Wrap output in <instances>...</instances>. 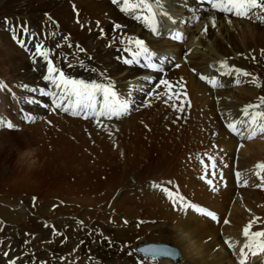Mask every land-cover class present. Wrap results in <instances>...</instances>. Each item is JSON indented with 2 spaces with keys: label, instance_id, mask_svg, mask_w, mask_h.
<instances>
[{
  "label": "bare ground",
  "instance_id": "1",
  "mask_svg": "<svg viewBox=\"0 0 264 264\" xmlns=\"http://www.w3.org/2000/svg\"><path fill=\"white\" fill-rule=\"evenodd\" d=\"M162 6L169 15L163 18L162 34H154L151 20L146 23L134 18L121 11L122 4L112 0H0V122L20 127L48 117L45 124L86 128L99 136L107 133L117 137V148L112 151L87 145L76 149L90 162H97L75 169L77 175L85 174L87 180L91 179L88 187L80 190L39 189L36 181L31 182L34 178L0 169V264H10L12 260L15 264H140L142 257L135 254L134 248L150 240L171 241L179 247L181 258L149 264H240V250L247 240L244 229L252 222L251 232L264 230V193L250 190L257 184L252 174L253 163L264 160V139L245 142L239 153L238 165L245 185L236 186L230 167L221 165L228 187L215 193L197 179L200 165L179 167L178 160L183 156L172 155L184 130L181 117L191 109H186L184 96L188 101L191 96L184 94L186 91L180 85L183 80L193 97L195 111L201 110L202 117H214L212 124L219 126V130L222 124L215 121L218 112L236 117L248 103L260 105L258 111H262L264 19L226 15L202 0H162ZM201 15L204 16L200 21L191 19ZM213 19L215 27L211 26ZM19 27L28 29L27 35L19 38L23 49L14 43ZM176 36L183 38L175 41ZM136 39L143 40L159 56V61L153 62L158 63L162 72L144 67L148 61L143 59L140 64L125 62L132 59L125 49L134 48L130 41ZM38 45L47 52V59L39 55ZM46 60L72 78L110 80L118 96L129 101V113L120 118L85 119L57 108L54 98L44 94L59 95V90L44 79L48 74ZM221 62L227 65L223 73L234 66L251 75L240 76V83L236 84L232 76L218 71ZM202 74L218 78L226 86L213 87L207 79L200 78ZM161 80L173 87H165ZM178 90L184 96L178 98ZM255 96L259 97L252 102L250 99H256ZM20 117H24L26 124H22ZM3 133L12 134L13 129L9 132L6 126L0 127V135ZM236 144L235 138L222 137L224 149L216 153L219 163L232 164ZM252 145L257 146L258 154L247 157L255 149ZM121 154L126 155L123 160ZM163 177L187 183L189 189L180 185L182 191L201 196L198 198L218 211L220 223L191 208L174 211L168 194L153 187L154 183L161 184ZM109 198H113L110 206L103 205V211L90 209L89 206H100ZM143 198L163 213L144 210ZM173 198L177 199L174 195ZM58 201H65L67 207L60 206ZM259 203L262 207L257 206ZM120 211L129 219L127 224L116 215ZM228 214L229 223L222 225ZM244 252L248 253V249L244 248ZM247 264H264V253L249 255Z\"/></svg>",
  "mask_w": 264,
  "mask_h": 264
},
{
  "label": "rangeland",
  "instance_id": "2",
  "mask_svg": "<svg viewBox=\"0 0 264 264\" xmlns=\"http://www.w3.org/2000/svg\"><path fill=\"white\" fill-rule=\"evenodd\" d=\"M45 15H46V13H45ZM203 16L204 15H201V17H199V18L198 17L194 18L193 16H191L192 17L191 19H193L197 22L198 20L200 21ZM187 17H190V16L187 15ZM27 30H25L23 28L21 29L20 27L18 28L16 40L18 41L19 44H21L19 42V40L21 39L20 37H22V36L25 37L28 33ZM184 32L187 34V31H184ZM14 43H15L16 47H19L16 45L17 43L15 41H14ZM260 56H261V53H260ZM123 59H125V57ZM32 66L34 67L33 64H32ZM180 91L181 90H178V94L180 93ZM179 96H184V95H182L180 93ZM189 96H191V97H189V101L187 100L188 98H186L185 96H184V98L186 99V101H185L186 102V109H188L189 107H191V109H188L187 111L185 110L186 112H185L184 116L181 117L182 122H180V123H181L182 128L184 127L183 128L184 130H183V133L181 135L180 143L177 144V146L173 149V153H172V155L173 154L177 155L178 153H180L179 156H181V155L183 156L182 160H178V163H179L178 166L179 167H186L190 163H195L197 166L200 165L201 169H199L197 171V176H198L197 179H199L202 182V178H201L202 168H205L204 167L205 164H208L210 167L211 161L208 158L213 157L215 164H216L215 170L217 172L223 171V170H221L222 169L221 165H224L226 167L227 166L230 167L232 176H236V172H239V171L241 172V173L240 172L239 173L242 174V170L240 169V167L238 165V158L240 155L239 153L242 149L240 147V145L244 144L245 142L254 143L255 140H257L258 138L264 139V136H260V134H259V135H257L258 137L256 136L255 138H253L251 140H249L247 138L241 140L237 135L233 134L231 131L227 133L226 130L223 129L224 128L223 125H222V129L219 130L220 129L219 126L215 127V125L212 124L214 121V119H213L214 117L208 116L210 119L207 117H204V116L202 117L203 114H202L201 110H200V112L195 111V109L193 107L194 106V100L192 99L193 97L191 94ZM256 97L257 96H255V98ZM258 97L256 99H253V100L250 99V100L252 102H255L258 99ZM262 102L264 103V101H262ZM261 110L264 111V104H263V107L261 108ZM24 114H25V112H24ZM197 115H199V116H197ZM237 117H239V115L236 117H232V116L228 115L224 118H221L218 115V120L216 119L215 121H217V122L219 121L222 124L223 119L224 120L228 119L230 121H231V119H232V121H234L236 119H244V117H241V118L240 117L237 118ZM20 118H21V121L24 120V117H20ZM178 118H180V117H176V119H178ZM47 119H48V117H46V120L44 117H40V118L36 119L35 121L29 120L30 122H28L27 124H26V120L24 122L22 121L23 122L22 124H24V123L26 124L25 126L23 125V126L19 127L17 124H15L12 134L5 135L4 134L5 132H4L2 135H0V169L5 170L6 172L8 171L11 173L22 174L23 177H25L24 175H27L29 179H30V177L34 178V180H32V181L30 180V181L32 183L36 181L37 182L36 185L38 186L39 189H43V188H47V189L51 188L52 189L53 188V189H58L61 191L64 189L73 191L72 189H74V188H76L77 190H80L82 187L83 188L88 187L89 183H87V182L90 181L91 179L87 180V177L85 174L77 175L75 173V169L81 168V167L88 168L89 163L94 166L97 162H95L94 159L91 160V162H90V158L85 157L82 154L78 153L76 151V149H83V148H87V147L96 148L95 146H100L101 148H96V149H102L105 151H112L114 149V147L117 148V143H116L117 137L111 136L110 134H107V133H103V135L101 134V136H99L98 132L97 133L94 131L92 132L91 130H88L86 128L74 129V127H65L64 128L63 126H61L59 124H52V123L45 124L44 121H47ZM188 120H189V122H188ZM193 120L195 122H193ZM211 120H213V121H211ZM199 121H202V122H199ZM204 126H206L207 129ZM10 130H12V129L8 128L9 132H10ZM217 130L219 133H217ZM187 131H188V133H187ZM204 133H207V134H204ZM223 133H225V135H223ZM189 134H191V135H189ZM196 135H198V137ZM199 135L201 137H199ZM207 135L208 136L211 135V136H209L208 139H206ZM226 136H227V138H226ZM71 137H73L72 140L70 139ZM222 137H224L225 140L229 139V138H231V140H233L235 138V140L237 142L236 147H235V151H234V158H233L232 164H230V163L224 164V162L219 163V160L217 159V156H216L217 151L220 149L219 150V152H220L224 149L221 146ZM188 138H191V139H188ZM212 138H214V139H212ZM215 138H218V139L216 140ZM200 139H202V140H200ZM206 140H207V142H206ZM199 141L200 142L202 141V142L199 143ZM217 141H219L220 143H218ZM205 143H208V144L205 145ZM217 144H218V147H217ZM84 145H87V147H83ZM187 145H188V147H187ZM252 147L255 149H252L250 152H248L247 157H249L252 153L258 154V152H257L258 149L256 148L257 146L252 145ZM238 149H240V150H238ZM120 150H119V152H120ZM227 151L229 152V150H227ZM183 153H184V155H183ZM210 153H212V156ZM119 156H120V158L123 156L122 157V160H123V158H125L126 155L121 154ZM189 157H191V158H189ZM261 158H263V157H261ZM261 160H263V159H261ZM259 161H260V159L255 160L252 167L257 165L259 163ZM189 166H191V165H189ZM194 173H196V172H194ZM222 173H223V175H226L225 171H223ZM106 176H109V175H105L104 177H106ZM208 177L213 178V177H210L209 175H208ZM222 178L226 179V177H224V176ZM222 178H221V176H218V180L222 179ZM21 179L25 180V178H21ZM170 179L171 180H167V178L163 177V180H160V183H161L162 187L170 189L172 191L173 195L177 199L183 198V203L185 202L184 204H186L187 202H195L199 206H208L209 207L208 204H205L206 202H203L201 199L198 198V197L201 198V196H198L197 194L194 195L192 193L182 191L180 185H183L184 187L183 186L182 187L187 188V190H188L189 188L187 186V183H183V181H180L178 178L176 179L174 177H173V180H172V178H170ZM169 181L171 183H169ZM96 182L97 181H95L93 184H95ZM226 183H227V181H226ZM171 185H172V187H171ZM206 187H207V190H209L211 193H215L216 190L227 189L228 185L225 187L224 186L222 187V185H220V188L215 189V190L214 189L212 190L211 188L208 189L209 188L208 186H206ZM217 187H218V185H217ZM178 189H181V190L179 191ZM250 190H252L253 192H257L260 190L263 191L261 188H259V190H258V188L254 189V186L252 188H250ZM112 199L113 198H109L108 200L107 199L103 200L102 202L105 204L101 203V205H100L101 207L100 206H89V207L92 210L94 209V207H96V208H99L100 211H103L104 208L102 206L106 205L109 207ZM143 199H142V202H143L142 206L145 207L144 210L148 211L150 214H152V213L162 214L163 213V211H159L160 207L158 208L153 203H147L148 200L146 198H143ZM188 199H192L193 201L192 200L189 201ZM234 200H235V196H233L231 198L230 202H234ZM243 200H244V198H243ZM107 201L109 203H107ZM170 202L171 201L169 199V203ZM57 203L60 206L67 207V205L65 204V201L62 203L60 201H58ZM172 203H170V205H171V207L173 206L172 207L173 210L179 212L177 209L180 208V205L177 204L174 206V204H172ZM260 204L261 203H259L257 206L260 207L261 206ZM187 205H190V204L188 203ZM182 209H183V211L188 210V208H184V207H182ZM206 209H208V208H206ZM116 215L119 216V218L122 220L123 224H125V223L127 224V222L129 221V219L124 216L125 215L124 211L117 212ZM253 220H254V218H253ZM144 221L149 223V221H147L145 219H144ZM150 241H158V240H150ZM159 241H166L169 243L171 242L169 240H159ZM172 244H174V243H172ZM174 245H176V244H174ZM44 250L47 251V248H44ZM30 253L33 255L34 250H31Z\"/></svg>",
  "mask_w": 264,
  "mask_h": 264
},
{
  "label": "snow or ice",
  "instance_id": "3",
  "mask_svg": "<svg viewBox=\"0 0 264 264\" xmlns=\"http://www.w3.org/2000/svg\"><path fill=\"white\" fill-rule=\"evenodd\" d=\"M114 4H122L121 11L132 15L136 19H143L147 23L151 20L150 28L154 34H162L161 27L163 23V18L167 17L169 14L163 9L162 0H112ZM202 2L207 3L211 8L223 12L226 15L230 14L239 18H257L264 19V0H202ZM211 26L215 27V20L211 21ZM120 27V26H115ZM205 32L208 31L206 26ZM175 39H182V36L173 37ZM130 44H134L135 47H129L125 51L129 52L132 59H126V63H136L140 64L141 59L148 61L144 64V67L156 70L157 72H162L163 69L158 67L157 62L159 61V56L152 52L145 46L143 40H133ZM37 51L39 55L44 56L47 59V52L41 51L40 46H37ZM84 51V49H81ZM71 66V65H69ZM179 67V65H176ZM224 67H227L226 62H221L218 71L223 73ZM93 71H95L93 69ZM195 71V70H193ZM47 75L44 77L45 80L52 83L58 90L57 93H44L45 95H51L54 98V102L57 108H62L65 112H70L73 116H83L87 119L89 116L94 117H105L108 119L120 118L129 113L130 104L127 99H121L114 85L110 80L107 82H97L95 80L85 81L83 79H76L66 76L63 70L56 69L52 66V62L48 61ZM55 74V76H54ZM225 75L232 76L236 84L240 83V76L251 75L243 69H237L234 66L230 68V71L223 73ZM201 79H207L213 87H224V83L218 80V78H207L203 74ZM160 84L165 87H173L169 84L167 80H161ZM186 94V93H185ZM179 98V94H176ZM171 98V97H169ZM67 101V103H65ZM260 105H249L242 109V115L244 119H236L229 123L227 127L229 130L237 135L241 140L247 138L249 140L255 138L259 134H264V112L258 111ZM6 126L9 129H13L14 125L12 123L0 122V127ZM243 147V145H240ZM211 161V174L213 177L216 176V164L213 158H208ZM205 173L202 179L207 180L209 165L205 164ZM257 168L264 171V163L258 164ZM259 175V172L257 173ZM237 178L240 177V173H236ZM223 173L221 172V178ZM264 179V177H261ZM209 185L213 184L212 180H207ZM169 183H171L169 181ZM153 187L159 188L162 192L168 194V197L172 199L174 205L179 204L180 207L184 208H195L198 214L206 215L212 220L216 221L217 216L214 212L208 210L206 211L202 207L194 205H186L183 203V198L177 199L173 198V193L170 189L162 187L161 184H153ZM35 199V198H34ZM259 219V218H255ZM223 223H229L228 220H224ZM252 222L244 229L243 235L247 238L244 248L248 249V253L244 252V248L241 251V262L240 264H247L249 255L258 256L264 253V230L251 232ZM225 243H228L227 241ZM229 247H232L229 244ZM136 252L143 253L144 256L140 261V264H149V261L156 262L160 258H171L178 254V250H175L171 246L166 245H152L143 248H137ZM132 254V253H130ZM8 253H5L7 256ZM10 264H15V260L10 261Z\"/></svg>",
  "mask_w": 264,
  "mask_h": 264
},
{
  "label": "water",
  "instance_id": "4",
  "mask_svg": "<svg viewBox=\"0 0 264 264\" xmlns=\"http://www.w3.org/2000/svg\"><path fill=\"white\" fill-rule=\"evenodd\" d=\"M167 246V245H166ZM142 247V246H141Z\"/></svg>",
  "mask_w": 264,
  "mask_h": 264
}]
</instances>
